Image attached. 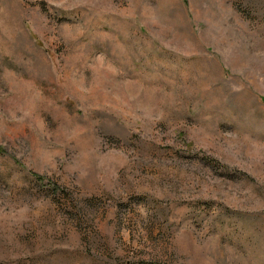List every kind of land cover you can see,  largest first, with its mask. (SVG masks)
Segmentation results:
<instances>
[{"label":"rangeland","instance_id":"obj_1","mask_svg":"<svg viewBox=\"0 0 264 264\" xmlns=\"http://www.w3.org/2000/svg\"><path fill=\"white\" fill-rule=\"evenodd\" d=\"M0 264H264V0H0Z\"/></svg>","mask_w":264,"mask_h":264}]
</instances>
